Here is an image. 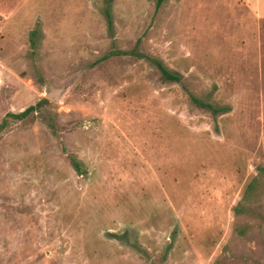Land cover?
<instances>
[{"label":"rangeland","instance_id":"obj_1","mask_svg":"<svg viewBox=\"0 0 264 264\" xmlns=\"http://www.w3.org/2000/svg\"><path fill=\"white\" fill-rule=\"evenodd\" d=\"M157 1L0 0V264H264V0Z\"/></svg>","mask_w":264,"mask_h":264},{"label":"trees","instance_id":"obj_2","mask_svg":"<svg viewBox=\"0 0 264 264\" xmlns=\"http://www.w3.org/2000/svg\"><path fill=\"white\" fill-rule=\"evenodd\" d=\"M166 0H158L157 1V8H160L161 5ZM107 19L109 21V24H112V15L110 10L108 9L106 11ZM117 54H133L143 57L144 54L140 52L139 46L137 45L135 48L131 50H118V51H110L109 53L105 54L102 58L96 60L93 64L97 65L110 57L117 55ZM154 64L157 66V68L160 70L163 78L166 81L181 83L182 82V76L178 73H174L170 71L161 61L158 59H152ZM191 99L201 104L202 106L208 107L210 109L213 108L211 104H207L203 102L202 100H199L196 98L193 94H191ZM50 104V101L46 98L41 99L38 103L35 105H31L25 110L14 113L10 112L7 114V116L3 119L2 123H0V134L5 131L13 121L15 120H25L31 115L34 117L40 118L42 121L46 122L49 127L55 131L56 126L54 123V119L50 117L49 113H47V106ZM71 163L74 167V169L78 173H82V163L75 157H71ZM260 173L255 176L246 186L243 196L241 200L239 201L238 205L234 207V212L237 216H248V217H259L258 213L261 212L262 206L261 201L264 196V167L259 168ZM253 224L251 222H246L240 225H237L235 228V231L237 234L241 236H246L247 233L252 229Z\"/></svg>","mask_w":264,"mask_h":264},{"label":"water","instance_id":"obj_3","mask_svg":"<svg viewBox=\"0 0 264 264\" xmlns=\"http://www.w3.org/2000/svg\"><path fill=\"white\" fill-rule=\"evenodd\" d=\"M66 88L64 86L53 87L46 93V98L55 102H59Z\"/></svg>","mask_w":264,"mask_h":264}]
</instances>
